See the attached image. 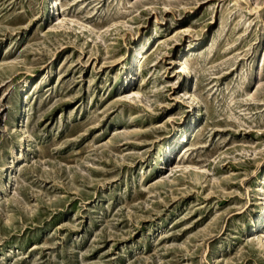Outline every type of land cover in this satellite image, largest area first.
I'll return each instance as SVG.
<instances>
[{
    "label": "rangeland",
    "instance_id": "374dc122",
    "mask_svg": "<svg viewBox=\"0 0 264 264\" xmlns=\"http://www.w3.org/2000/svg\"><path fill=\"white\" fill-rule=\"evenodd\" d=\"M57 1L0 0V264H264V0Z\"/></svg>",
    "mask_w": 264,
    "mask_h": 264
},
{
    "label": "bare ground",
    "instance_id": "6f19581e",
    "mask_svg": "<svg viewBox=\"0 0 264 264\" xmlns=\"http://www.w3.org/2000/svg\"><path fill=\"white\" fill-rule=\"evenodd\" d=\"M48 1V3H49V5H50V9H52V12L53 11H58V9H59V5H58V1L57 0H47ZM55 13V12H54ZM63 20L64 19H61V17H60V14H59V16L57 17V21L58 22H63ZM143 49V48H142ZM141 49V50H142ZM141 50H136V58H135V62L138 64V66H139V64H140V62H141V59L142 58H144L145 57V55H146V52H144V53H142V51ZM136 63H135V65H136ZM133 62H131V64H130V68H132L133 67ZM134 94L136 95V96H138L139 95V93L138 92H134ZM26 117V110L23 112V115L20 117L21 119H22V121L21 122H23V120H24V118ZM24 124V122L20 125L21 127H22V125ZM20 127V128H21ZM21 130H23L22 128H21ZM264 213V211L260 214V216H259V219H258V222L259 223H262L263 221H264V215H263V217H262V219H261V216H262V214ZM257 223V222H256ZM255 226H256V224H255Z\"/></svg>",
    "mask_w": 264,
    "mask_h": 264
}]
</instances>
